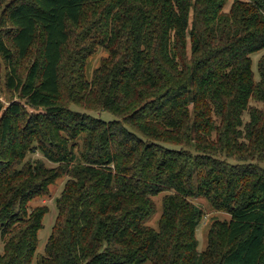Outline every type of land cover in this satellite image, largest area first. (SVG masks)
I'll use <instances>...</instances> for the list:
<instances>
[{
	"label": "trees",
	"instance_id": "obj_1",
	"mask_svg": "<svg viewBox=\"0 0 264 264\" xmlns=\"http://www.w3.org/2000/svg\"><path fill=\"white\" fill-rule=\"evenodd\" d=\"M227 2L0 0L4 86L23 101H0V264H32L48 208L28 203L62 176L36 264H264V0ZM197 197L229 215L201 251Z\"/></svg>",
	"mask_w": 264,
	"mask_h": 264
},
{
	"label": "rangeland",
	"instance_id": "obj_2",
	"mask_svg": "<svg viewBox=\"0 0 264 264\" xmlns=\"http://www.w3.org/2000/svg\"><path fill=\"white\" fill-rule=\"evenodd\" d=\"M232 0H228V2L226 3V5L224 6V11H227L230 7ZM186 54L187 57H189L190 55V51H189V46L187 45L186 48ZM262 55V52H258L256 54L252 55V61H253V71H254V76L255 79L258 78V72H257V68H256V64H257V60L259 59V57ZM107 56V52L101 48V47H97L95 49V51L88 57L87 59V63H86V76L87 77H91L92 72L95 68H97L102 59L104 57ZM32 58H30L29 60H24L23 62H21L20 67L18 68V72L20 74V76L23 78L26 74V70L27 67L29 65V63L31 62ZM0 72H1V81H2V92L0 95V101L2 102V104L4 105V107H6L9 102L11 100H18L23 102L22 100H20L16 95H12L11 92H8L4 86V78H5V73H6V68L5 65L3 63V61L0 59ZM252 105H255L257 107H261V104L255 101H251ZM70 109L75 110V111H80V112H87L91 115H93L96 118H100L102 120H113L116 117L114 115H112L111 113L107 112V111H87L84 110V107H78L74 104L70 105ZM30 110V109H29ZM243 122L245 123L248 120V115L247 112H244L243 116ZM37 159H41L42 161L45 162L46 166H53V163L46 160L45 158L42 157V155L40 154V152H35L32 154V156H30V160H37ZM66 176H62L60 178H58L53 184H51L49 186V191L46 195L41 196V197H37L35 199H33L32 201H30L28 203V207L30 209H33L37 206H46L48 208V211L44 214L43 218H42V227L41 229L38 231V245L36 248V252H35V256L33 258V262L32 264H36L37 259L43 255L44 253V246L45 243L51 233L52 230V226L54 224L55 218H56V198L59 197V195L61 194V191L64 187V183L66 181ZM162 194H159L155 197H153V201L155 203V213L151 216V218L149 219V221L147 222L148 225L156 227L157 226V220L161 214V200H162ZM192 201L194 203H196L197 205H199L202 209L203 212V217L199 222V225L197 226L196 229V238L198 241V250H202L205 245H206V235H207V231L208 228L211 224V222H213L214 220H228L229 219V215L225 212H221V211H217L215 209H213L209 203L202 197H197V198H193ZM2 246H3V241L0 235V253H2Z\"/></svg>",
	"mask_w": 264,
	"mask_h": 264
}]
</instances>
